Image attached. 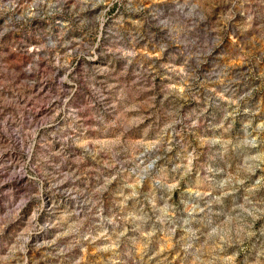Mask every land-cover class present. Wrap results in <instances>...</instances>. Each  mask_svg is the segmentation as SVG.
I'll return each instance as SVG.
<instances>
[{"label": "rangeland", "instance_id": "obj_1", "mask_svg": "<svg viewBox=\"0 0 264 264\" xmlns=\"http://www.w3.org/2000/svg\"><path fill=\"white\" fill-rule=\"evenodd\" d=\"M0 264H264V0H0Z\"/></svg>", "mask_w": 264, "mask_h": 264}]
</instances>
